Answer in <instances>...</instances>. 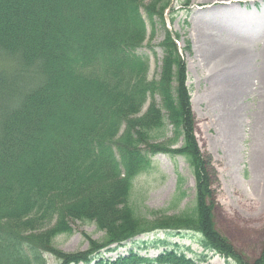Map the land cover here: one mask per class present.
Masks as SVG:
<instances>
[{
  "label": "trees",
  "instance_id": "1",
  "mask_svg": "<svg viewBox=\"0 0 264 264\" xmlns=\"http://www.w3.org/2000/svg\"><path fill=\"white\" fill-rule=\"evenodd\" d=\"M167 11L173 22L171 0H0V264H47V254L58 264H198L164 239L150 244L165 247L154 259L134 250L104 256L158 233L193 235L205 252L234 264H264V248L246 260L215 226L187 67ZM157 23L165 27L163 59L151 80L138 51L147 25L153 38ZM170 126L173 137L157 143ZM179 138L182 147L172 148ZM158 154L190 163L196 207L147 220L130 198ZM75 222L94 224L103 241L89 238L85 252L58 250L55 240L71 236Z\"/></svg>",
  "mask_w": 264,
  "mask_h": 264
},
{
  "label": "rangeland",
  "instance_id": "2",
  "mask_svg": "<svg viewBox=\"0 0 264 264\" xmlns=\"http://www.w3.org/2000/svg\"><path fill=\"white\" fill-rule=\"evenodd\" d=\"M182 0H171L174 21L167 11L166 28L180 37L179 47L187 67V87L195 119V138L207 161L211 180L217 230L246 260L254 261L264 248V0H227L223 5L213 0H191L183 10ZM144 46L138 51L149 60V78L159 79L163 53L159 45L165 37V27L157 23L151 38V27ZM190 45V51H184ZM245 46L250 52L248 78L238 84V92L226 87L235 72L227 67L216 68L213 55L219 49ZM5 66L4 63H2ZM241 75V74H240ZM230 98L234 99L231 102ZM157 102L159 100L157 99ZM149 102L144 107L147 110ZM237 131L229 128L235 114ZM157 143L173 137L172 126ZM183 138L172 146L181 148ZM130 204L147 220L180 216L196 207V180L190 163L182 156L158 154L151 167L138 176L133 185ZM74 233L60 236L55 247L65 253L85 252L89 238L103 241L104 234L94 224L75 222ZM88 237V238H87ZM182 247L185 255L198 264H234L212 252L204 251L193 235L167 237L163 233L142 236L128 242L116 253L115 259L130 250L150 259L165 247L150 245L155 240ZM135 243H149L147 249ZM105 254V253H104ZM202 255V256H200ZM199 256V257H198ZM47 264H58L45 255Z\"/></svg>",
  "mask_w": 264,
  "mask_h": 264
},
{
  "label": "bare ground",
  "instance_id": "3",
  "mask_svg": "<svg viewBox=\"0 0 264 264\" xmlns=\"http://www.w3.org/2000/svg\"><path fill=\"white\" fill-rule=\"evenodd\" d=\"M213 1L219 5H223L227 0ZM236 2L240 3V1ZM250 56L251 54L245 46H232L225 49H219L218 51H215L214 55L212 56L214 66L216 68L227 67L228 69H230L229 73H236V75L231 74L233 75V77L226 81V87H230V89H232L234 92H238V84L241 83V85H243L248 78L246 71L249 68ZM261 80H263L264 82V75L261 77ZM230 100L231 102L234 101V99L232 98H230ZM230 116H233V118H231L232 124L230 122L229 128L231 129V132L235 134V132L237 131L238 121V119L236 118V111L235 114H231Z\"/></svg>",
  "mask_w": 264,
  "mask_h": 264
}]
</instances>
